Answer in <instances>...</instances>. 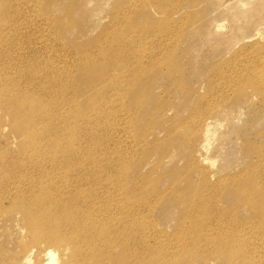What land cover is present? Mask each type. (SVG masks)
I'll return each mask as SVG.
<instances>
[{
	"label": "rangeland",
	"instance_id": "rangeland-1",
	"mask_svg": "<svg viewBox=\"0 0 264 264\" xmlns=\"http://www.w3.org/2000/svg\"><path fill=\"white\" fill-rule=\"evenodd\" d=\"M0 4V264H264V0Z\"/></svg>",
	"mask_w": 264,
	"mask_h": 264
},
{
	"label": "bare ground",
	"instance_id": "bare-ground-1",
	"mask_svg": "<svg viewBox=\"0 0 264 264\" xmlns=\"http://www.w3.org/2000/svg\"><path fill=\"white\" fill-rule=\"evenodd\" d=\"M2 6L3 5L0 4V8H2ZM2 15L7 16V18L5 19V21L3 23L4 28H9L10 27V24L12 23V21H13L14 18H10L9 14H6L3 11H2ZM8 21H11V23L8 22ZM13 62H15V65L18 68V63L15 60ZM142 72L143 71H140L138 73L139 76H141L142 74L145 73V72H143V73ZM138 74H136V75H138ZM133 76H135V75H133ZM68 84H70V79L68 80ZM63 90H64V87H63L62 91ZM95 96H96L95 99L98 102H100L103 99H105L100 94H96ZM13 97L19 102V104H21V105L24 104V102L22 100H20L21 99V93H20L19 90L14 91ZM47 99H48V96L46 94H43L38 99V103L43 104L44 101L47 100ZM144 100H146V99H140L139 102L136 103V107L137 106H141L143 104V101ZM146 109H147V107L145 106V107L141 108L139 110V112H142V111H144ZM145 116H147V115H145ZM65 155H67V154H65ZM64 159H67V158H64ZM67 160L71 163V160H69V159H67ZM72 166H74V163L73 162H72ZM69 174L70 173L67 174V172H66V174H64V175H69ZM64 180H65L66 183H68V184L70 183L68 181V176H65L64 177ZM254 188H255V184L252 182V185L249 187V189H247V190H249V193H245L244 190H246V186H245L244 183H242L241 184V190L238 191L237 192V195L235 196L236 202L238 204H243L246 200L251 201L253 198L259 197L260 194L258 193L257 190H255L254 192H252V190H254ZM60 194L61 195H66L68 197L71 196L70 197L71 198V201L67 203L65 200H62L61 199V200L50 201V203L45 204L44 205V210L45 211H48L47 212V217L49 218V221L44 222V223L49 224L51 226V228H53V229H56V228L59 229L60 228V226H59L60 223L63 222V221H65V223H66L65 224L66 230L67 231H74L78 227V221L75 218V216H73L74 211H73V208L70 207V204L73 203V202H75V201H78L80 199V196L77 195V194H75V193H72L70 191H68V192H62ZM256 204H257V201H256ZM258 208H259V204L255 207V210L257 211ZM47 234H53V232H49ZM221 234H219V235H221ZM222 235H224V236H223L222 239L220 238V242H222V243H220L221 245L222 244L227 245V244H229L231 242H234V241L238 240L237 235L228 234V233H224ZM249 240L252 242V239H250L249 236H248V239H247V242H246L247 244L242 249V252L237 249V250L233 251L231 254H229V255H232V256L226 255V256H228V260L229 259H234V260L241 259L242 257H245V258L252 257L253 254H254V252L251 251V243L249 242ZM89 242L92 243L91 241H89ZM262 242L264 243V239H262ZM262 247L264 248V245H262ZM82 249L83 248L81 247L80 251ZM229 249H231V248H229ZM46 254H47V260H46V263L45 264H55V255H56L55 252L53 250H48V252H46ZM72 257H73V254H70V258L68 259V261L65 264H72L71 263V258ZM234 260H232V261H234ZM254 260L252 259L251 261H254ZM232 261H230V262L233 263ZM75 264H77V262Z\"/></svg>",
	"mask_w": 264,
	"mask_h": 264
}]
</instances>
